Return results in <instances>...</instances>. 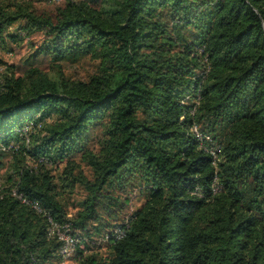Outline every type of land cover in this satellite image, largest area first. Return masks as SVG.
Here are the masks:
<instances>
[{
  "label": "trees",
  "instance_id": "16d2710c",
  "mask_svg": "<svg viewBox=\"0 0 264 264\" xmlns=\"http://www.w3.org/2000/svg\"><path fill=\"white\" fill-rule=\"evenodd\" d=\"M43 1L0 0V49L33 47L0 62V264L62 260L18 196L70 223L75 264H264V0ZM68 55L97 72L66 76ZM75 185L86 194L69 217Z\"/></svg>",
  "mask_w": 264,
  "mask_h": 264
},
{
  "label": "rangeland",
  "instance_id": "374dc122",
  "mask_svg": "<svg viewBox=\"0 0 264 264\" xmlns=\"http://www.w3.org/2000/svg\"><path fill=\"white\" fill-rule=\"evenodd\" d=\"M34 5L36 8L41 9V8H46L47 7V2H44L43 0H33ZM37 10V9H36ZM18 26V23L13 24L9 28V32H16V28ZM40 40L39 36H35L34 41L38 42ZM6 44L8 47L6 48H1L0 49V62L5 63V64H10V63H16L18 61H21L25 57H27L32 51L33 47L30 46L29 40H25L23 43H11L6 40ZM5 46V43L3 44ZM12 47L13 51L8 52V48ZM1 66V64H0ZM4 65L1 67L3 68ZM62 69L65 73L66 76L73 78V79H83L86 80L88 79L91 75L97 72L98 69V61L92 59L89 55L85 56H80V55H68L66 59L63 62ZM4 148L0 144V154L3 153ZM3 157L0 156V161H2L3 164H7L8 161L10 160V157L8 156L7 153L2 155ZM83 171L85 175L90 178L91 177V172L88 167L82 165ZM5 168L2 167L1 172H3ZM113 193L116 196H123L122 193H120L118 190H114ZM86 192L85 190L80 186V185H75V186H70L66 188L65 190H62L61 194V201L64 204V208L68 214L69 217L73 216L77 210L79 209V202L84 198ZM137 194V195H135ZM133 197L131 206L129 208V211L132 212L136 208L140 207V205L144 201V196L143 195H138V193L135 191V193L131 194ZM101 202H106V201H101ZM103 205H100L99 211L101 213L105 212L103 211ZM110 220V218H108ZM74 254L72 253L68 257H62V260L60 262H51L47 264H75L76 261L74 259ZM101 254L103 256L106 255L104 249L101 250Z\"/></svg>",
  "mask_w": 264,
  "mask_h": 264
},
{
  "label": "built area",
  "instance_id": "2783aa9c",
  "mask_svg": "<svg viewBox=\"0 0 264 264\" xmlns=\"http://www.w3.org/2000/svg\"><path fill=\"white\" fill-rule=\"evenodd\" d=\"M3 68L0 66V74L2 73ZM191 131L194 133L195 137L200 141V146L210 154L212 158V164L215 165L217 162V153L219 150L218 145H210L209 143L212 141L209 135L202 133L197 125H193L191 127ZM208 143V144H207ZM212 191L217 192L219 187L217 185V178L215 176L212 185ZM21 199V202L28 204L33 208L37 213H41L45 216L47 222L46 228V236L48 239H56L59 242V254L62 257H68L72 253L75 252V249L78 247L79 249L84 250L85 246L77 237H75L71 233V225L69 222L59 223L56 219H54L50 214L45 212L43 208L36 201H29L23 198L22 196H18ZM129 227L128 219L123 223V227H117L112 231L106 233L102 238L99 239L101 243L108 242L109 239L113 241L121 239L126 229ZM98 241V242H99Z\"/></svg>",
  "mask_w": 264,
  "mask_h": 264
}]
</instances>
